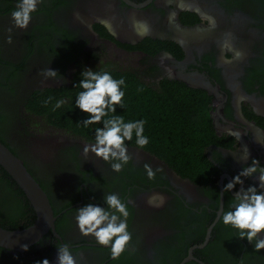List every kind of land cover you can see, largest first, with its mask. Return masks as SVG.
<instances>
[{"label": "flooded vegetation", "instance_id": "1", "mask_svg": "<svg viewBox=\"0 0 264 264\" xmlns=\"http://www.w3.org/2000/svg\"><path fill=\"white\" fill-rule=\"evenodd\" d=\"M100 1L42 0L26 30L13 28L10 16L0 17L4 26L0 51L19 67L14 79L11 75L0 79V98L6 106L15 104L12 111L18 113L10 131L3 129L7 118L0 114V142L46 192L56 218L54 232L27 252L0 247V264H36L43 258L56 264L61 243L69 245L76 264H264V250L254 251L255 241L248 244L219 223V214L230 209L237 192L257 178L241 177L243 184L229 191L225 185L253 159L264 166V143L257 141V136L264 141V0H184L186 6L215 18L216 28L211 31L194 11L178 10L175 0ZM88 5L105 15L101 19L111 22L115 36L94 17H89L85 29L70 26L75 13ZM173 11L176 19L169 23ZM133 20L146 22L149 35L138 37ZM37 24L41 29L32 28ZM228 33L232 46L244 55L224 64L220 45ZM9 35L11 44L6 42ZM165 52L170 59L164 58ZM224 55L230 58L232 53ZM85 69L109 71L129 81L128 85H142L176 103L180 114L188 112L184 110L187 98H192L191 106L196 102L203 106L209 132L200 140L199 163L193 172H185L182 164L188 159L174 151L156 154L130 145L129 149L144 155L128 154L122 171L113 172L111 163L82 154L92 137L55 126L47 115L25 109L36 91L69 88ZM50 70L57 76L46 77ZM10 86L16 91L13 98ZM229 132H238L240 139ZM245 147L250 154L247 161L242 159ZM36 149L40 155L34 153ZM42 152L50 156L42 157ZM145 165L155 174L153 179L148 178ZM153 193L152 197L164 198L163 205H152L149 211L141 208L138 201ZM108 194L119 196L130 212L132 239L117 260L91 236H81L74 219L75 210L87 204L106 207ZM36 219L26 195L0 167V228L25 229Z\"/></svg>", "mask_w": 264, "mask_h": 264}, {"label": "clouds", "instance_id": "2", "mask_svg": "<svg viewBox=\"0 0 264 264\" xmlns=\"http://www.w3.org/2000/svg\"><path fill=\"white\" fill-rule=\"evenodd\" d=\"M171 2V0H170ZM42 0H17L10 19L15 29L26 30L31 23L32 14L38 10V5ZM176 8L180 11H194L202 21L208 24V30H215L216 20L214 17L200 11L199 8L192 9L186 6L184 0H175ZM177 13L170 12L169 23L176 19ZM98 22L112 36L116 33L109 20L99 19ZM133 32L140 38L149 35V25L144 21L133 20ZM226 38L220 45L221 63L231 64L243 58V52L235 49L231 42V34H225ZM7 43H12V37H7ZM183 43V42H181ZM225 52L232 53L229 58ZM164 58H171V54L164 53ZM46 77L57 76L55 70L45 73ZM79 83L73 107L84 115L83 127L96 126L94 137L90 142H86L82 148V154H91L99 161L111 163V170L119 173L124 165L129 162L128 143L133 141L138 148L143 149L149 144V138L144 134L145 120L125 121L123 115L117 114V107L124 108L125 87L124 78H115L109 71H93L85 69L79 74ZM171 78V73H169ZM45 101V104L49 103ZM66 101L59 99L56 101L53 110L61 108ZM228 135L240 139L238 132H229ZM257 141L264 143L257 136ZM250 154L247 147L244 149L243 160L247 161ZM148 178L153 179L154 173L149 166L145 165ZM256 176L257 182L246 188H241L231 204L230 209L219 214V223L224 227L235 230L238 238L248 244L254 243V251L264 250V166L259 165V161L252 160L250 166L242 168L233 177L232 181L225 185V191L233 190L237 184H243L241 177L252 178ZM164 198L162 196L152 197L150 205L162 206ZM106 207L87 204L75 210V225L83 237L91 236L96 244L108 248L111 259L117 260L125 251L132 239V234L128 230V219L130 212L127 204L116 194H108L104 198ZM22 251L27 252V245L22 246ZM36 264H50L48 258H43ZM56 264H76V260L70 251L67 243H61L57 247Z\"/></svg>", "mask_w": 264, "mask_h": 264}, {"label": "trees", "instance_id": "3", "mask_svg": "<svg viewBox=\"0 0 264 264\" xmlns=\"http://www.w3.org/2000/svg\"><path fill=\"white\" fill-rule=\"evenodd\" d=\"M16 1L17 0H0L1 18L11 16V12L14 10L15 4L17 3ZM42 8L45 7L43 6ZM50 21L52 23V20ZM41 27L42 25L37 24L36 27L34 26L32 28L41 29ZM30 39H33V35L30 36ZM31 42L32 41L29 42V45L31 47L35 46V42L34 45H32ZM1 66L5 67V70L1 71ZM6 67L11 69L7 71ZM12 67L14 68L13 70ZM18 72L19 67L10 62L8 57L4 56L0 51V79L7 80L6 77L8 75H11V78L14 79ZM79 78L80 76L74 80L69 88L36 91L32 98L27 101L25 109L36 114L42 113L47 115L50 118L49 121L55 126L69 129L85 137L93 138L94 128L96 126L84 128V115L73 107V100L77 92L80 91L77 87ZM128 82L129 81H125V87L123 88L125 91L124 108L117 107L116 113L123 115L126 122L130 120H145L144 134L149 138V144L143 149L152 151L156 154L165 150L167 153L174 151L176 155H182L181 159H188L187 163L182 164V166L186 168L185 172H193L192 167L199 163L200 140H204L207 132H209V122L204 120L205 118L202 114L203 106H200L197 102L196 105L191 106V103H188V101L192 100V98L189 100L187 98L184 110H188V112L186 114H180L179 110L181 107L176 109V103L172 104L169 98L160 97L158 94L150 92V90L142 87V85L139 86L143 89H141V87L138 88L133 83L132 85H128ZM1 87L4 88L5 85L2 84ZM168 89L171 90L170 92H175V88L171 89L168 87ZM10 92L13 98L16 91L12 86H10ZM49 98H51V100L49 103L45 104V101L49 100ZM62 98H66V103L61 108L53 110L56 101ZM9 101L12 102V100ZM22 104L23 100L17 107L20 108ZM16 116H18V113H16ZM127 143L130 146L137 147L135 144V136H133V141ZM166 145L171 146L166 147ZM167 158L164 159L168 164L175 165ZM177 158L179 159L180 157Z\"/></svg>", "mask_w": 264, "mask_h": 264}, {"label": "water", "instance_id": "4", "mask_svg": "<svg viewBox=\"0 0 264 264\" xmlns=\"http://www.w3.org/2000/svg\"><path fill=\"white\" fill-rule=\"evenodd\" d=\"M84 6L82 7L81 11L76 12L75 16L70 20L71 27L85 29L86 22L88 21L89 17L101 19L103 16H105L101 12L97 11L95 6L93 8L90 7V5L86 6V8ZM39 151V149H36L34 153L36 155H40ZM128 154H131L135 157H142L144 155L140 151L129 148ZM136 154H138V156ZM41 156L48 158L50 153L42 152ZM0 167H2L10 175V177L17 184L18 188L26 195L36 213L37 219L35 223L25 229L10 231L0 228V247L15 250L17 252H24L22 251V246L27 245V247L30 248L34 244H37L49 231L54 232L56 218L52 211L50 200L46 192L43 191L37 180L25 168L21 160L1 142ZM154 194L155 193L143 196L142 199L144 201H138V203L140 202V207H145L148 211L151 210L152 205L149 204V200ZM54 235L56 236L55 233Z\"/></svg>", "mask_w": 264, "mask_h": 264}, {"label": "rangeland", "instance_id": "5", "mask_svg": "<svg viewBox=\"0 0 264 264\" xmlns=\"http://www.w3.org/2000/svg\"><path fill=\"white\" fill-rule=\"evenodd\" d=\"M3 34H4V26L0 25V43H2L3 41ZM0 100H2V98H0ZM7 101L5 99H3L0 102V114L6 116L7 119H4V125L5 126L3 129L10 131L14 128L15 125V121H16V114L14 111H12V108L16 107L15 104L11 105V106H6ZM10 120V121H9Z\"/></svg>", "mask_w": 264, "mask_h": 264}]
</instances>
